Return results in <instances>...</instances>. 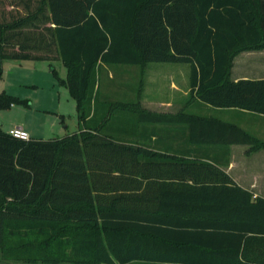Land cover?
Returning a JSON list of instances; mask_svg holds the SVG:
<instances>
[{
	"label": "trees",
	"instance_id": "trees-1",
	"mask_svg": "<svg viewBox=\"0 0 264 264\" xmlns=\"http://www.w3.org/2000/svg\"><path fill=\"white\" fill-rule=\"evenodd\" d=\"M262 49L264 0H0V79L5 59H60L79 123L52 139L0 129V249L48 264H264L263 197L217 162L129 136L175 132L250 151L264 141L215 116L99 90L103 65L188 63L190 100L264 115V78H231L234 55ZM14 103L0 92V109Z\"/></svg>",
	"mask_w": 264,
	"mask_h": 264
},
{
	"label": "rangeland",
	"instance_id": "rangeland-1",
	"mask_svg": "<svg viewBox=\"0 0 264 264\" xmlns=\"http://www.w3.org/2000/svg\"><path fill=\"white\" fill-rule=\"evenodd\" d=\"M244 52L246 51L234 55L231 66V78L241 74L257 75V73L240 72L238 69L240 64H243L242 66H251L252 68L254 66L258 69L264 68L258 66V64H264V49L250 51V53ZM145 66L141 68L137 65H103L99 73V90L102 92V96L128 102L136 100L138 97L136 91L139 90L140 83L142 82L144 85V82H146ZM149 66L150 68H157V66L164 68L156 71L158 73L150 72L148 69L147 77H152L158 85V88L152 92L158 98L164 101L177 100L180 103L176 112L183 109L186 100V103L195 100H190L189 94L186 96L182 94L184 89L188 88V63L151 62ZM2 67L3 77L0 79V92L4 91L23 102L14 103L9 107L0 109V129L3 132H8L10 129L20 126L28 132L31 139H52L63 137L79 130L75 100L70 96L68 89L60 85L58 81V78H65L67 74L66 67L60 59H5ZM172 67L180 69L171 71L170 68ZM151 74L152 76H150ZM110 75L113 77H110ZM170 78L176 80L175 83L179 87L176 91L169 89L168 81ZM185 107H187L183 109L185 112L214 116L211 110L203 108V105L199 103L198 105L187 104ZM128 120H130L129 124H132L133 119L131 116ZM129 139L135 140L137 138L129 136ZM0 264L48 263L41 261L31 262L25 258H17L16 254L4 252L0 249ZM60 264L73 263L62 262Z\"/></svg>",
	"mask_w": 264,
	"mask_h": 264
},
{
	"label": "crops",
	"instance_id": "crops-1",
	"mask_svg": "<svg viewBox=\"0 0 264 264\" xmlns=\"http://www.w3.org/2000/svg\"><path fill=\"white\" fill-rule=\"evenodd\" d=\"M5 1V0H4ZM19 0H15L18 2ZM13 7L11 4H7L6 8L10 9ZM15 9L22 10L23 8L20 5H16ZM29 31L32 29V26L28 24L27 27L23 28V31ZM253 52V51H252ZM244 53H250V51H246ZM150 63L145 66L146 69V82L140 83L139 90L136 91V94L139 93V101L142 107L155 111H168V112H176L179 109L180 103L177 100H161L157 97V95L152 92L158 88L155 80L151 77L148 78V69L150 72H156L163 70L164 68L157 66V68H150ZM162 65V64H159ZM243 65V64H242ZM238 66L240 72H250L257 73L256 76L241 74L238 76H232L233 80H237L240 78H264V68L258 69L257 67L251 66ZM258 66L264 67V64ZM175 68H170L172 71L179 70ZM158 73V72H156ZM164 74V73H162ZM170 74V73H169ZM237 74V73H236ZM165 75V74H164ZM189 75V74H188ZM152 76V74L150 75ZM110 77H113L110 75ZM189 78V77H188ZM174 78H170L169 89L172 91H176L179 89L177 83H175ZM167 82V80H166ZM150 88V89H149ZM145 90V91H144ZM182 91V90H181ZM184 96L189 94V80H188V88L184 89L182 92ZM156 97H155V96ZM176 101V102H175ZM187 101V100H186ZM185 101V106L187 104H195L203 105V108L211 110L212 115L215 117L222 119L224 121L232 122L242 127L243 129L250 131L264 141V116L259 115L253 112L240 110L236 108H218L211 107L205 105L197 100H193L192 102ZM183 106V109L187 108ZM211 116V115H210ZM20 127V126H16ZM136 140H140L141 142H147L150 148L159 153H168V154H176L179 157L184 158H203L205 160H209L212 162H217L219 167L223 169L241 188L248 190L252 194V198L263 197L264 198V148H260L254 151L249 150V145L246 144H232L229 146L223 145H196L191 144L187 140V135L179 134V133H166V134H149L139 136ZM30 138V137H29ZM128 139V138H127ZM130 140V139H129ZM134 141V139H131ZM135 140V141H136ZM229 234V233H228ZM232 234H229L227 237H231ZM233 237V236H232ZM249 252L254 256L259 255L260 247L258 245H253L249 248ZM118 264V263H115ZM126 264H189L186 262H146V261H132Z\"/></svg>",
	"mask_w": 264,
	"mask_h": 264
},
{
	"label": "built area",
	"instance_id": "built-area-1",
	"mask_svg": "<svg viewBox=\"0 0 264 264\" xmlns=\"http://www.w3.org/2000/svg\"><path fill=\"white\" fill-rule=\"evenodd\" d=\"M13 137L20 138V139H29V134L21 127H14L8 131Z\"/></svg>",
	"mask_w": 264,
	"mask_h": 264
}]
</instances>
